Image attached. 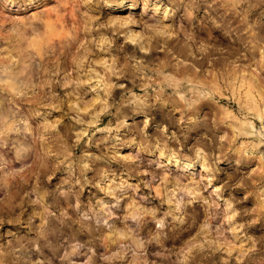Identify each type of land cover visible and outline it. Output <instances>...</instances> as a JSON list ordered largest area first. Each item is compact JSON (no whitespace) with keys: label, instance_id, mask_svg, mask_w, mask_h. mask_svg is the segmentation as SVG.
Returning <instances> with one entry per match:
<instances>
[{"label":"clouds","instance_id":"clouds-1","mask_svg":"<svg viewBox=\"0 0 264 264\" xmlns=\"http://www.w3.org/2000/svg\"><path fill=\"white\" fill-rule=\"evenodd\" d=\"M0 264H264V0H0Z\"/></svg>","mask_w":264,"mask_h":264}]
</instances>
